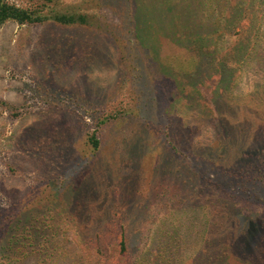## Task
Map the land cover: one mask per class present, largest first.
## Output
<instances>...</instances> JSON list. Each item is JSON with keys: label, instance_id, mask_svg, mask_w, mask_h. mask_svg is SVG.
Returning <instances> with one entry per match:
<instances>
[{"label": "rangeland", "instance_id": "rangeland-1", "mask_svg": "<svg viewBox=\"0 0 264 264\" xmlns=\"http://www.w3.org/2000/svg\"><path fill=\"white\" fill-rule=\"evenodd\" d=\"M162 1L141 0L136 10L135 31L153 47L146 54L129 41L130 0L61 2L97 12L106 30L55 22L0 27V244L24 238L0 264H207L225 248L231 264L264 259V185L241 181L264 142L243 147L241 164L227 171L205 158L224 153L229 131L246 121L258 124L242 135L264 139V112L253 100L264 63L250 57V17L222 28L251 38L239 48L249 60L244 77L219 71L218 63L194 75L198 61L179 44L199 26L204 33L203 15L195 3L190 10L179 4L174 16L153 15ZM133 113L146 123L132 121ZM95 131L97 150L88 143ZM189 167L199 175L191 177ZM249 198L255 201L247 205ZM32 238L40 239L35 247Z\"/></svg>", "mask_w": 264, "mask_h": 264}, {"label": "trees", "instance_id": "trees-1", "mask_svg": "<svg viewBox=\"0 0 264 264\" xmlns=\"http://www.w3.org/2000/svg\"><path fill=\"white\" fill-rule=\"evenodd\" d=\"M63 0H30L26 3H17L10 0H0V27L3 26L5 23L9 21H14L20 25L24 24H41L44 22H55L56 24H60L63 26H97V29H101L102 23H100L99 15L97 12L89 11L88 9H82L81 7L75 6V5H61V2ZM131 3L135 4V13H134V19H133V27L132 30L137 29V19L136 16V10L139 5H141V0H130ZM185 2L189 4L188 6L183 2V0L180 3L172 2V0H164L161 2L162 5L159 6V8L152 7V14H158L160 16L165 15H172L174 16L176 14L178 5L182 6V8L189 9L190 6H192L193 3L198 5V12L202 16V19H204V33L200 30V26L193 30V32H197V34L191 35V37L181 38V44H179L180 47L186 48L188 50H191L194 53V59H196L198 62L194 66V72L196 75L198 71H201L204 73L206 72L205 68L206 64H214L218 63V67L220 68L219 71L226 70L227 73H233L235 74V77L237 80H239V77H244L243 74L245 72V66L249 63V60L247 56H243L241 59L239 57V51L241 49L240 45L241 43H248L251 38L248 40V36L241 38L244 39L243 41H240V38L237 37V35H234V33L227 34L225 31L222 30L224 27L226 30L228 29H234L239 22H240V16L246 15V17H250V31L249 33L253 32V41H254V50L250 52V57H256L257 60H261L264 63V53L261 50L264 51V0H195L194 2L191 0H184ZM137 4V6H136ZM185 6V7H184ZM190 10V9H189ZM193 12V11H192ZM216 14H218V17H216ZM158 19L161 23V18H155ZM154 18H152L151 21H153ZM173 21L170 20L169 24L171 26V31L173 30ZM232 24V26H230ZM163 27V26H162ZM161 27V28H162ZM203 28V27H202ZM107 28H102L101 30H106ZM140 32L135 31V37L133 38V41L130 39L129 41L132 43H135L139 45L142 50H145L146 54V48H148L149 51H153V47L148 46L146 47V44L143 43L144 40L139 37ZM232 38V40H231ZM239 43V45H238ZM128 44V43H127ZM134 45V44H133ZM248 46V44H246ZM258 45V47H257ZM152 46H156L152 43ZM146 47V48H145ZM150 48V49H149ZM152 49V50H151ZM242 55V54H241ZM258 55V56H257ZM238 56V58H236ZM245 58H247L245 60ZM231 60L232 64L228 62V60ZM136 63L137 61H133ZM231 64V65H230ZM229 65V66H227ZM234 65V66H232ZM135 66V64H134ZM232 66V67H231ZM234 69V70H233ZM136 71H140V68H137ZM242 75H238V72ZM154 85L160 84L161 81L155 77L157 76V73H150ZM155 74V75H154ZM137 78V74H135ZM141 76V75H139ZM195 77V76H194ZM254 96L253 100L258 101L257 102V109L264 112V75L259 78V80L255 83L254 86ZM236 101V100H234ZM132 121H135L136 119L139 120L141 123H146L145 121H141L138 116V114L133 113ZM262 121V120H261ZM264 121V117H263ZM102 122H105L102 121ZM258 122L252 123L250 121H246L245 124L242 126L239 125L238 128L229 131V136L227 137L228 147L225 148L224 153L217 154L211 156L208 154V156H204L206 160L212 164L217 165L216 167H226V171L229 170L231 167L230 165H233V167H237L239 159L242 158L243 155V147L249 146L253 147L258 144H262L264 142V139H261L258 142H254V140H250V137H244L242 135V128L246 126H256ZM149 127V124H145ZM241 126V127H240ZM231 132V133H230ZM169 142H172L171 135L168 134L166 136ZM221 140H219L217 143L218 147L221 145ZM88 143L91 145V147L94 150H97L100 147V139L96 133V131L89 135ZM242 149V150H241ZM249 158V157H248ZM257 159V158H256ZM253 162L250 164H247L245 166V169L243 170V176L242 182H245L246 180L257 183L258 185H264V154L259 156L257 160L250 159ZM240 163V162H239ZM241 164V163H240ZM188 165V164H187ZM185 170V167H184ZM188 174L193 177L194 175H199V173L196 172L194 168L189 167L187 170ZM205 179V178H204ZM208 179L206 178L204 180V183ZM215 182L218 183V179L215 180ZM243 188V187H242ZM244 188H246L244 186ZM252 190L244 189V192L248 193L252 197L251 193ZM230 201H232V197L228 195ZM262 200H264V194L262 196ZM254 198L247 199V205L254 202ZM264 221V219H263ZM1 224V223H0ZM35 235H31V237H34ZM123 239L120 243L122 246V251H125L127 245L125 244V233L123 232ZM29 238V237H28ZM25 238V239H28ZM24 239V238H23ZM18 240L16 237V241L9 246L5 243L0 244V255L4 254V252L8 248H13L15 244H18V250L21 248L22 240ZM32 238L31 245L35 247V244L37 240ZM42 246L45 244L40 241ZM30 246V244H29ZM48 246V245H45ZM26 248V247H25ZM259 250V249H258ZM231 250L229 248L224 249V253L220 251V253L217 252L216 260L208 262L207 264H231L228 262V258L225 259V256L230 252ZM261 253V252H260ZM138 254V258H139ZM252 255V254H251ZM222 260L218 261L219 259ZM138 258L135 257V262L138 260ZM141 258L143 259V256L141 255ZM144 260V259H143ZM145 263V260L142 264ZM234 264H264L263 260H255L253 258H250L247 256L246 261L236 262Z\"/></svg>", "mask_w": 264, "mask_h": 264}]
</instances>
